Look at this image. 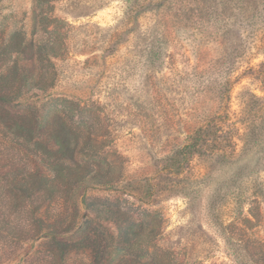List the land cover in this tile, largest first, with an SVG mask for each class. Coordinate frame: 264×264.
<instances>
[{
    "label": "rangeland",
    "instance_id": "rangeland-1",
    "mask_svg": "<svg viewBox=\"0 0 264 264\" xmlns=\"http://www.w3.org/2000/svg\"><path fill=\"white\" fill-rule=\"evenodd\" d=\"M50 1L52 13L36 0H0V69L7 42L21 32L29 51L19 61L31 82L4 107L39 116L43 143L58 127L77 134L72 148L99 153L79 160L111 169L113 181L78 185L68 203L49 207L53 224L57 214L64 226L73 222V203L79 226L92 210L139 218L155 249L124 260L115 253L106 264L264 263V0ZM43 42L58 56L45 92L34 83ZM201 128L204 151L172 171L171 159ZM10 139L0 125V216L6 175L27 159ZM0 236V264H89L80 244L53 262L54 242L15 247Z\"/></svg>",
    "mask_w": 264,
    "mask_h": 264
},
{
    "label": "trees",
    "instance_id": "trees-1",
    "mask_svg": "<svg viewBox=\"0 0 264 264\" xmlns=\"http://www.w3.org/2000/svg\"><path fill=\"white\" fill-rule=\"evenodd\" d=\"M36 1L39 7L47 6L49 13L53 12L50 0ZM44 19L49 23L56 21L57 18L52 14L46 15ZM27 51L29 48L24 35L15 32L4 51L9 62L0 69V125L12 132L13 139H10V142H15L19 147L24 148L17 150L18 155L22 154L27 158L24 163L18 165L14 174L6 175V185L2 192L6 211L0 216V233L4 236L2 239L6 244L15 247L21 243L39 240L54 242L56 250L52 254L53 262L65 261L68 255L74 253L73 247L77 244L82 246L80 249L83 253L88 254L89 264H106L115 253L122 255L121 260H124L126 255H136L134 253L138 251L148 254L149 247L155 249L151 246L153 233L143 235L145 227L141 224V220L130 216L129 213L100 212L103 217L92 210L93 216L87 215V219L79 226L78 222L82 214L73 203L71 224L64 226L65 224L61 223V216L64 214H57L54 224L53 219L49 218L47 214L49 207L59 200L68 203L78 185L88 181H96L98 186L113 183L112 180H108L112 170L90 169L79 160L86 155L95 156L99 153L94 151L84 154L80 149L72 148L73 144L77 147L81 142L77 134L73 136L64 131L65 128L58 127L48 142L43 143L37 134L43 123L39 116L32 111L14 114L4 107L20 99L31 83L24 66L19 61ZM55 53L54 46L45 42L35 47V60L43 68L39 69L34 83L36 89L41 92L48 91L54 85L56 71L52 59L58 57ZM59 120L61 121L60 117ZM206 133L203 128L199 129L192 144L171 159V162L176 160V164L172 163L173 167L170 168L172 171L175 169L179 171L188 161L189 155L204 151ZM31 156L33 160L30 159ZM39 201L42 203L41 206L35 207ZM94 225L97 229L91 230ZM110 227H113L114 231ZM73 235L80 236L77 242L69 243L61 239ZM12 251L5 248L3 256L12 255ZM31 259L33 260V256ZM252 264H255L254 256ZM256 264L264 263L256 262Z\"/></svg>",
    "mask_w": 264,
    "mask_h": 264
}]
</instances>
